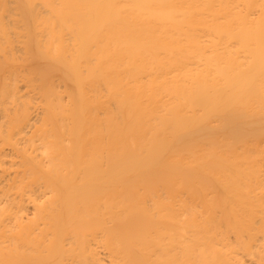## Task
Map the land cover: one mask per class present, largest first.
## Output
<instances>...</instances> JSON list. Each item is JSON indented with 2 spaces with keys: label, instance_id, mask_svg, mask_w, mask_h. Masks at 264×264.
I'll list each match as a JSON object with an SVG mask.
<instances>
[{
  "label": "bare ground",
  "instance_id": "bare-ground-1",
  "mask_svg": "<svg viewBox=\"0 0 264 264\" xmlns=\"http://www.w3.org/2000/svg\"><path fill=\"white\" fill-rule=\"evenodd\" d=\"M0 264H264V0H0Z\"/></svg>",
  "mask_w": 264,
  "mask_h": 264
}]
</instances>
